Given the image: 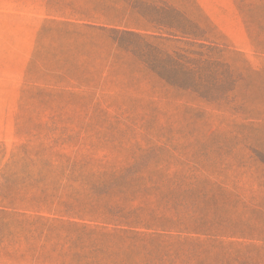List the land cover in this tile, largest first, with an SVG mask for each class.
Segmentation results:
<instances>
[{
	"label": "rangeland",
	"instance_id": "374dc122",
	"mask_svg": "<svg viewBox=\"0 0 264 264\" xmlns=\"http://www.w3.org/2000/svg\"><path fill=\"white\" fill-rule=\"evenodd\" d=\"M105 11L136 32L185 28L189 45L162 48L203 68L196 89L161 80L140 40L103 30ZM45 161L76 162L83 176ZM137 162L148 165L130 186L105 195L126 213L116 220L264 264V0H0V205L55 183L89 201L87 184Z\"/></svg>",
	"mask_w": 264,
	"mask_h": 264
},
{
	"label": "trees",
	"instance_id": "16d2710c",
	"mask_svg": "<svg viewBox=\"0 0 264 264\" xmlns=\"http://www.w3.org/2000/svg\"><path fill=\"white\" fill-rule=\"evenodd\" d=\"M101 18L109 22V28L103 30H110L112 34L127 39L137 38L144 44V48L150 49L153 67L165 83L182 89H196L198 82L193 78L196 73L194 68H203L193 66L195 59L179 53L171 56L162 48L166 42L189 45L187 38L191 34L185 28H167L174 30L176 35L161 30L149 34L119 25L122 17H116V14L110 16L105 11ZM151 40H158V43H151ZM198 45L200 48L206 46L201 43ZM196 55L201 65L211 64L207 55ZM169 69L177 78L163 76ZM183 75L188 78H181ZM44 164L50 173L67 179L75 177V173L83 176L78 172L79 169L77 171L76 162L56 161L54 164L45 161ZM147 165L148 162H137L124 169L120 175L112 176V181L107 184H87L89 201L82 199L80 193H59L57 183L51 193L45 188L30 195L26 192L17 193L12 197L17 204L0 205V264H260L241 257L221 258V253L225 254L229 249H241L211 245V238L145 234L138 229L137 224L116 220L114 217H123L126 213L121 208L108 205L111 202L105 195L111 187H119L121 190L130 186L131 177H136L135 172ZM42 171L39 169L37 176H41L44 173ZM29 185L33 188L34 184ZM5 187L6 191H10L8 182ZM84 204L93 205L87 207ZM97 215L112 219H82ZM211 254H215L213 260Z\"/></svg>",
	"mask_w": 264,
	"mask_h": 264
}]
</instances>
